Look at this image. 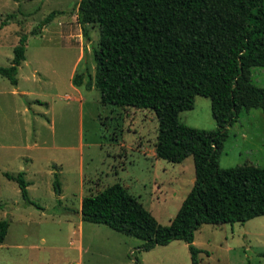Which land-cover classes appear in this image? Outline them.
Wrapping results in <instances>:
<instances>
[{
	"label": "rangeland",
	"instance_id": "374dc122",
	"mask_svg": "<svg viewBox=\"0 0 264 264\" xmlns=\"http://www.w3.org/2000/svg\"><path fill=\"white\" fill-rule=\"evenodd\" d=\"M79 0H0V67L26 35L16 85L0 77V220L8 223L0 264H191L187 245L174 240L140 251L137 239L82 222L80 200L120 184L160 225H167L193 183L191 157L169 163L152 157L156 121L148 110L103 106L92 86V50L76 22ZM49 24L31 30L49 12ZM81 75L78 87L71 85ZM250 82L264 87V69H250ZM181 124L213 130L209 100L195 96L178 114ZM264 167L261 110H241L227 128L217 166ZM23 172L27 194L39 209L22 206L14 182L3 174ZM54 181L57 188H54ZM192 245L197 264H264V215L243 224L201 225Z\"/></svg>",
	"mask_w": 264,
	"mask_h": 264
},
{
	"label": "trees",
	"instance_id": "16d2710c",
	"mask_svg": "<svg viewBox=\"0 0 264 264\" xmlns=\"http://www.w3.org/2000/svg\"><path fill=\"white\" fill-rule=\"evenodd\" d=\"M55 14L49 12L30 34ZM76 22L86 40L87 27H97L92 86L99 103L150 111L156 121L152 157L180 163L190 156L194 175L167 225L158 224L118 183L82 197L80 220L139 240L140 251L182 241L190 263L197 264L200 251L192 241L199 226L243 224L264 215V167L217 166L227 128L239 112L258 108L264 118V87L250 82L251 68L264 69V0H79ZM25 42L20 35L9 65L0 67L11 86ZM80 81L74 74L70 83L78 87ZM195 96L209 100L213 130L179 122L178 114L192 109ZM3 176L15 183L22 206L39 209L28 198L23 172ZM7 226L0 220V244Z\"/></svg>",
	"mask_w": 264,
	"mask_h": 264
},
{
	"label": "crops",
	"instance_id": "0c3cea01",
	"mask_svg": "<svg viewBox=\"0 0 264 264\" xmlns=\"http://www.w3.org/2000/svg\"><path fill=\"white\" fill-rule=\"evenodd\" d=\"M152 154H153V149H152Z\"/></svg>",
	"mask_w": 264,
	"mask_h": 264
}]
</instances>
